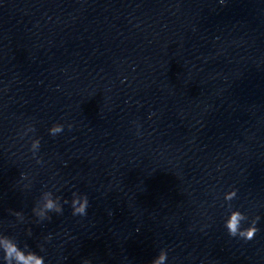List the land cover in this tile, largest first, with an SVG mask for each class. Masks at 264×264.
I'll return each mask as SVG.
<instances>
[{"label": "clouds", "instance_id": "clouds-1", "mask_svg": "<svg viewBox=\"0 0 264 264\" xmlns=\"http://www.w3.org/2000/svg\"><path fill=\"white\" fill-rule=\"evenodd\" d=\"M225 0H220V3L223 4ZM126 79V78H125ZM68 128L71 129L72 125L69 124ZM36 129L33 125H28L21 133V138L27 136L30 132H35ZM64 131V125L61 123H55L49 128V134L53 137ZM139 134V132L137 133ZM40 149V139L33 138L31 139L29 151L32 153L33 158L36 159L38 164H41L43 161L40 157L37 156V153ZM21 182L28 180V175L26 173L20 174ZM31 182L24 184V188H30ZM237 190L233 189L224 194V201L229 202V215L224 221L225 228L227 229L228 234L231 237H240L245 241L253 240L256 236V233L259 231L257 223L260 219L259 216L252 218L247 227H244V222L249 221V217L242 213L238 209H232L231 201L236 198ZM61 197L54 196L52 191L42 192L39 200L36 205L33 207V214L42 221L45 219L51 220V217L48 215L50 212L56 214H63V204H69L67 199L63 200L61 203ZM70 206L72 209L73 216H86L87 209L89 207V199L87 194H82L78 192L72 193V199L70 201ZM18 220L23 221L24 215L22 212L14 211L12 213ZM28 234L31 235V230L29 229ZM47 240L51 239L49 235L46 237ZM40 250L44 251L43 245H40ZM168 259V250L161 249L159 254L151 259L148 264H166ZM0 261L2 264H45V258L42 255L37 254L35 251L31 250L27 244L24 247H21L16 237L8 235L3 231H0ZM83 264H92L91 260L85 259Z\"/></svg>", "mask_w": 264, "mask_h": 264}]
</instances>
